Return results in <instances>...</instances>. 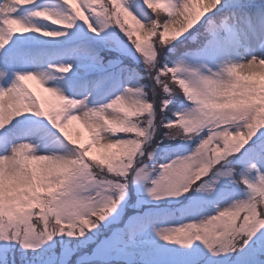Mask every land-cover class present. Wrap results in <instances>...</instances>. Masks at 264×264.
Returning <instances> with one entry per match:
<instances>
[{
	"label": "snow or ice",
	"instance_id": "6c2138e0",
	"mask_svg": "<svg viewBox=\"0 0 264 264\" xmlns=\"http://www.w3.org/2000/svg\"><path fill=\"white\" fill-rule=\"evenodd\" d=\"M0 264H264V0H0Z\"/></svg>",
	"mask_w": 264,
	"mask_h": 264
},
{
	"label": "rangeland",
	"instance_id": "374dc122",
	"mask_svg": "<svg viewBox=\"0 0 264 264\" xmlns=\"http://www.w3.org/2000/svg\"><path fill=\"white\" fill-rule=\"evenodd\" d=\"M30 86L33 87L34 89H37L38 88V85H35L34 82H29ZM85 136H87V133L85 132L84 133Z\"/></svg>",
	"mask_w": 264,
	"mask_h": 264
}]
</instances>
